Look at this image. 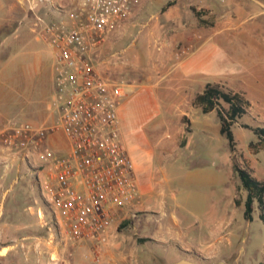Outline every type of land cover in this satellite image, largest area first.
<instances>
[{"label":"rangeland","instance_id":"obj_1","mask_svg":"<svg viewBox=\"0 0 264 264\" xmlns=\"http://www.w3.org/2000/svg\"><path fill=\"white\" fill-rule=\"evenodd\" d=\"M164 2L154 0L148 12ZM234 2L214 0V14H209V8L201 6L199 0H180L181 9L187 11L184 21L196 17L192 6L207 9L203 13L206 22H197L204 28L199 37L211 29L220 30V73L215 76L199 74L198 80L189 83L178 75L171 76V57L185 55L186 47L180 42L174 48L167 45L159 49L161 35L152 36L149 26L142 25L148 21L147 15L112 45V66L99 77L117 83L124 93H129L130 85L136 90L150 85L147 91L157 113L149 124L142 123L139 113L127 120L129 127L142 126L127 136L125 147L134 174L152 189L135 200V215L128 212L116 219L113 235L99 257L93 252V241L67 234L60 217L44 200L42 194L50 181L38 150L22 151L27 153L24 160L0 141V264H165L179 254L158 241L172 236L170 209L186 216V222L193 219L191 211L199 216V233L191 230L189 236L201 246L212 240V233L225 229L224 242L218 241L219 257L233 264L264 263V224L257 207L252 220H245L244 193L238 189L233 171L234 162L244 167L252 162L264 176V150L249 149V142L256 137L242 126L264 127V14H258L252 0ZM10 7L24 10L17 0H0V116L4 120L0 118V126L8 121L47 126L45 112L51 113L60 104L52 79V49L27 24L21 26L12 48L5 44L8 41H3L2 27ZM12 23L6 19L5 25ZM207 82L238 91L249 100L246 114L232 125L234 153L229 152L219 132L216 112L203 113L193 102ZM145 133L150 145L142 140ZM232 194L235 206L230 203Z\"/></svg>","mask_w":264,"mask_h":264},{"label":"built area","instance_id":"obj_2","mask_svg":"<svg viewBox=\"0 0 264 264\" xmlns=\"http://www.w3.org/2000/svg\"><path fill=\"white\" fill-rule=\"evenodd\" d=\"M31 10L46 6L57 17L36 14L33 28L55 59L54 86L60 101L56 120L48 127L29 122L0 126L4 148L27 159L24 150H38L48 167L46 193L54 214L74 239L93 241L100 256L114 232V223L138 196L132 159L121 136L118 107L122 87L96 72L98 50L131 16L140 0H17ZM61 132L66 150L46 143Z\"/></svg>","mask_w":264,"mask_h":264},{"label":"crops","instance_id":"obj_3","mask_svg":"<svg viewBox=\"0 0 264 264\" xmlns=\"http://www.w3.org/2000/svg\"><path fill=\"white\" fill-rule=\"evenodd\" d=\"M153 1L154 0H140L139 5L134 9L133 13L128 18V20H126L125 23H123L118 28V30L107 39L106 43L98 50L97 56L95 57L96 72L100 74L102 73V71H104L105 73L109 70V67L112 66L109 58L111 57L110 50H112V45L117 43L119 40L124 38L129 33H131L133 27L139 22H142L144 16L147 15L148 21H146L142 25L149 26L148 33L151 34L152 36L161 35V39H163V42L161 43L162 46H160L159 49L165 48V46L167 45H172L171 47H173L174 45H177L180 42L183 45L182 47H186L187 53L185 55L180 56V58L179 57L175 58L174 56L171 57V61H172L171 62L172 66L170 69L171 76L174 77L178 75L179 78L182 79V81L183 79H185V82L186 80H188L186 83H189L192 80H196V79L198 80L199 74L208 75V76H215L216 74H219L220 67L217 63L218 62L217 56H219V51H220V47L218 44V37L220 30L218 28L216 30L211 29V33H206V35L199 37V32L203 33L204 28L203 27L200 28L199 25L197 24V22L199 21L197 17L190 16L187 21L183 20L184 16L187 15V11L186 9L185 10L181 9L180 0H165L163 5H161L160 8H158L156 11L148 12ZM199 1L202 2L201 6H205L206 8H209V12L208 11L206 12H208L209 14L210 13L214 14L213 13L214 11L212 10L214 8L213 6L214 0H199ZM226 1L230 2L229 4H231V2H234L235 0H226ZM252 1L258 6V11H259L258 14L261 15L264 14V0H252ZM58 2L62 6H68V5L71 6L76 2V0H58ZM21 4L24 10L20 11L14 9V7H10V10L6 11L7 16L5 17V20H3V26L5 27V28L2 27L5 30L4 32L5 37L3 38V41L4 43L8 41L5 44L9 45L10 48H12L15 45L16 39L19 38V30L21 29V26L24 25L27 27V25H29L30 30L32 32H36L33 26H30L31 21L34 23L36 14L43 16L46 20H50L57 17L46 6H40L36 10H31L27 4L25 3H21ZM23 11L26 12V16H24L25 14ZM215 16L218 17V13H216ZM6 19H8L9 22L11 19L13 23L8 26L5 25ZM149 19H151L150 22ZM44 44L46 43L44 42ZM47 46L49 45L47 44ZM119 52L122 53L123 51H119ZM118 66L119 65L117 64L116 67ZM52 79L54 83V73H52ZM130 88L131 90L129 91V93L123 92L118 107L121 136L125 145L127 143V136L130 135L133 136L132 131L135 128H139V129L142 128V126L140 127L138 125L135 127L134 126L129 127L127 120L130 119L131 117L134 119L137 113H139V116L142 117V123L149 124L150 123L149 121H151L152 118H154L155 114L157 113V109L153 104L152 97L149 95L150 92L147 91V89L150 88V85L145 87L142 86L137 90L134 89V87H132L131 85ZM130 104L133 105L132 108L130 107ZM59 107L60 104L56 105L55 109L51 110V113L45 112V117L43 118L44 119L43 122H49L47 126H38L35 124L33 125L38 127L50 126L57 118ZM0 118L1 121H4L1 116ZM142 136L144 137L142 139L143 142L146 143V145H150L151 142L148 140L147 133H145ZM139 139H141V137H139ZM46 143L55 150H66L68 146L64 135L58 131L49 134L46 139ZM246 168H248L251 171L252 175L255 176L257 179L264 180V176L262 175L263 172L261 170L256 169L252 164V162H249V165ZM134 172H135V167H134ZM135 180L138 186V196L136 199L142 198L144 195H147L152 188L146 186V184H142L136 177V174H135ZM234 196L235 195L232 194L230 198V203H232L233 206H235L232 199ZM136 207L137 206L135 205V201H134L132 205L129 207V209H126L122 212V216H124V214H128V212H133L132 215H135L134 213L136 212ZM143 211H150V210L144 209ZM190 216L193 217V219L191 220V222H186L188 220L186 216L182 214L178 216L173 209L169 210L170 220H169L168 228L172 233V236H170L167 240L162 238L158 241L161 244H163L165 247L172 246L174 249L179 251V254H177L176 258L172 261H176L180 258H185L190 260L191 258H188V256H190L194 258L207 257L209 259H214L215 257H217L216 260L214 259L215 262L218 260H225L226 262L232 263L227 259H223L222 256L219 257L218 255L219 254L218 247H220L218 245L219 243L218 241H220V243L224 242L222 240H225L223 234L225 229L220 233L219 232H217L216 234L212 233L211 234L212 240L209 242L205 241L206 244L204 246H201L199 245V240L195 241L193 237L189 236L191 230H194L197 233H199V216L196 213H193L192 211ZM117 222L118 221L116 220L114 224H116ZM192 261L198 262L197 260H192ZM198 263L200 264V262Z\"/></svg>","mask_w":264,"mask_h":264},{"label":"trees","instance_id":"obj_4","mask_svg":"<svg viewBox=\"0 0 264 264\" xmlns=\"http://www.w3.org/2000/svg\"><path fill=\"white\" fill-rule=\"evenodd\" d=\"M191 9L200 22H206L202 17L204 9L197 10L193 6ZM193 102L203 113L216 112L219 132L226 139L229 152L234 153L236 141L232 125L246 114L249 100L238 91L224 90L217 83L207 82L202 90L195 95ZM223 103L226 104V107L222 105ZM242 126L252 130L256 137V140L249 142V149L252 152L264 150V127H252L247 124ZM233 171L238 182V189L244 193L242 204H244L245 220H252L253 209L257 207L259 217L264 224V180L257 179L248 168L240 166L236 162L233 163ZM236 204H240V201L236 200Z\"/></svg>","mask_w":264,"mask_h":264},{"label":"water","instance_id":"obj_5","mask_svg":"<svg viewBox=\"0 0 264 264\" xmlns=\"http://www.w3.org/2000/svg\"><path fill=\"white\" fill-rule=\"evenodd\" d=\"M165 264H199V263L196 261L185 259V258H180L176 261L167 262ZM210 264H233V263L226 262L225 260H218Z\"/></svg>","mask_w":264,"mask_h":264},{"label":"flooded vegetation","instance_id":"obj_6","mask_svg":"<svg viewBox=\"0 0 264 264\" xmlns=\"http://www.w3.org/2000/svg\"><path fill=\"white\" fill-rule=\"evenodd\" d=\"M196 259H198L197 261L200 262V264H210V263H214L215 262L214 259H209L207 257L206 258L197 257ZM192 260H194V259H192Z\"/></svg>","mask_w":264,"mask_h":264}]
</instances>
